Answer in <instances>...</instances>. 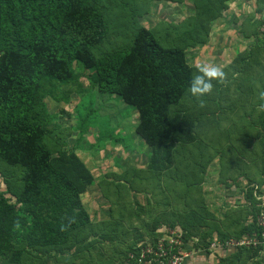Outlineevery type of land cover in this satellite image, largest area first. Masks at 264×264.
Here are the masks:
<instances>
[{
    "label": "rangeland",
    "instance_id": "1",
    "mask_svg": "<svg viewBox=\"0 0 264 264\" xmlns=\"http://www.w3.org/2000/svg\"><path fill=\"white\" fill-rule=\"evenodd\" d=\"M103 3L111 28L106 47L127 43L136 17L138 25L154 30L165 45L188 43L185 53L197 69L195 75L201 66L215 65L224 77L213 80L211 93L203 97L188 92L173 111L187 132L183 141L173 144L164 159L169 166L161 170L151 166L155 152L136 132L138 111L119 96L97 89L85 94L84 113L93 111L98 123L125 137L124 142L107 141L100 148L93 146L97 127L80 136L76 126L84 94L73 93L68 103L46 97L59 126L48 140L49 148L62 144L93 176L82 193L91 224L73 234L63 252L40 248L25 253L20 264H95L102 250L118 264L137 243H150L160 234L165 238L172 231L203 252L192 255L189 264H264V251L245 248L240 254L238 246L225 245L251 230L244 190L252 181L260 183L264 173V0ZM206 7L220 16L204 18L208 34L203 43L193 45L187 33L189 18ZM87 75L81 82L90 89ZM9 170L0 161L2 192L15 190L16 178L4 176ZM7 196L13 199L11 193ZM207 241L222 246H206ZM83 250L85 256H79Z\"/></svg>",
    "mask_w": 264,
    "mask_h": 264
},
{
    "label": "trees",
    "instance_id": "2",
    "mask_svg": "<svg viewBox=\"0 0 264 264\" xmlns=\"http://www.w3.org/2000/svg\"><path fill=\"white\" fill-rule=\"evenodd\" d=\"M213 11L206 7L189 18L193 45L203 43L208 34L205 19L220 16ZM106 14L103 0H0V161L10 168L5 179L16 178L15 190H0V264H20L25 253L40 248L65 250L73 234L91 224L82 193L93 176L73 151L62 144L49 148L48 140L59 126L46 97L68 103L73 93L84 94L76 126L80 136L97 127L93 146L100 148L125 137L98 123L93 111L84 113L85 94L97 89L119 96L138 111L136 132L154 150L151 166L160 170L169 166L164 159L187 132L173 111L188 94L197 70L185 53L189 44L165 45L133 17L128 42L106 47L111 30ZM86 71L90 89L81 82ZM253 184L244 190L252 218L244 236L261 230ZM258 184H264V178ZM146 243H137L118 264ZM187 246L195 248L192 242ZM245 248L264 251L262 244L242 245L236 253L243 254ZM85 254L83 250L79 256Z\"/></svg>",
    "mask_w": 264,
    "mask_h": 264
},
{
    "label": "built area",
    "instance_id": "3",
    "mask_svg": "<svg viewBox=\"0 0 264 264\" xmlns=\"http://www.w3.org/2000/svg\"><path fill=\"white\" fill-rule=\"evenodd\" d=\"M253 186L254 194L260 201L261 211L257 215L256 224L261 230L259 233L248 234L237 241H228L225 243L226 246L264 245V184L255 183ZM173 232L168 233L165 238L151 240L150 243L140 246L139 251L129 253L121 264H188L195 252L188 248L179 233ZM210 245L213 248L222 246L221 243L215 242Z\"/></svg>",
    "mask_w": 264,
    "mask_h": 264
},
{
    "label": "clouds",
    "instance_id": "4",
    "mask_svg": "<svg viewBox=\"0 0 264 264\" xmlns=\"http://www.w3.org/2000/svg\"><path fill=\"white\" fill-rule=\"evenodd\" d=\"M224 72L219 66L203 65L198 69V74L194 75L188 86V92L192 96L203 97L211 93L213 89V80H222Z\"/></svg>",
    "mask_w": 264,
    "mask_h": 264
},
{
    "label": "crops",
    "instance_id": "5",
    "mask_svg": "<svg viewBox=\"0 0 264 264\" xmlns=\"http://www.w3.org/2000/svg\"><path fill=\"white\" fill-rule=\"evenodd\" d=\"M105 248V247H104ZM211 249V248H210ZM194 256L198 257L200 254H202L203 252L200 250H195L194 249ZM108 255L104 252V250H102V253L99 252L98 253V258L95 260V264H109V260H108ZM119 260V259H118ZM100 261V262H97ZM97 262V263H96ZM196 264H201L200 262L197 263V261L195 262ZM86 264V263H85ZM189 264V263H188Z\"/></svg>",
    "mask_w": 264,
    "mask_h": 264
}]
</instances>
